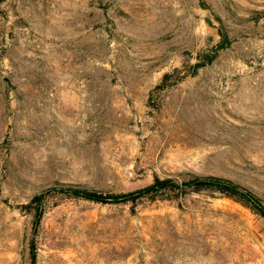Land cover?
I'll use <instances>...</instances> for the list:
<instances>
[{
  "label": "rangeland",
  "instance_id": "rangeland-1",
  "mask_svg": "<svg viewBox=\"0 0 264 264\" xmlns=\"http://www.w3.org/2000/svg\"><path fill=\"white\" fill-rule=\"evenodd\" d=\"M210 176L264 204V0H0V264H264Z\"/></svg>",
  "mask_w": 264,
  "mask_h": 264
},
{
  "label": "trees",
  "instance_id": "trees-1",
  "mask_svg": "<svg viewBox=\"0 0 264 264\" xmlns=\"http://www.w3.org/2000/svg\"><path fill=\"white\" fill-rule=\"evenodd\" d=\"M188 186H197V187H217L222 190H225L231 194L239 195L246 199L249 203L253 205V207L264 217V204L262 200L255 195L253 192L239 186L236 183H233L229 180L217 178V177H194L192 180L189 181L187 184ZM168 187H177L176 184H174L170 180H164V181H157L155 184H153L150 187L124 194V195H118V196H104L100 193L86 190L80 186H72V185H63L61 188L53 187L51 189L47 190V193L51 192H64L68 194H72L76 197L84 198L86 200L97 202V203H121V202H135L141 195L148 194L151 192H158L164 189H167ZM36 201L38 204H41L42 202V196L36 197ZM42 216V212H39L38 219ZM36 227V226H35ZM30 258L32 264H37V254L36 250L33 244V241L31 242V248H30Z\"/></svg>",
  "mask_w": 264,
  "mask_h": 264
}]
</instances>
